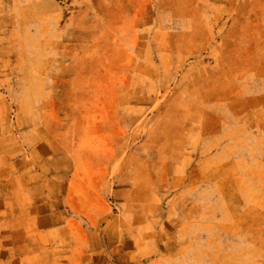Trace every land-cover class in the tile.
<instances>
[{"label":"rangeland","instance_id":"obj_1","mask_svg":"<svg viewBox=\"0 0 264 264\" xmlns=\"http://www.w3.org/2000/svg\"><path fill=\"white\" fill-rule=\"evenodd\" d=\"M5 128L101 181L137 264H264V0H0Z\"/></svg>","mask_w":264,"mask_h":264},{"label":"crops","instance_id":"obj_2","mask_svg":"<svg viewBox=\"0 0 264 264\" xmlns=\"http://www.w3.org/2000/svg\"><path fill=\"white\" fill-rule=\"evenodd\" d=\"M72 170L62 175L50 144L0 129V264H137L136 244L105 216L101 181Z\"/></svg>","mask_w":264,"mask_h":264}]
</instances>
